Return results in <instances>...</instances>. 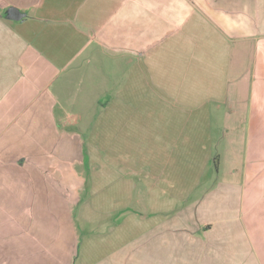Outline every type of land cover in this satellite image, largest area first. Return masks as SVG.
<instances>
[{
	"label": "crops",
	"instance_id": "0c3cea01",
	"mask_svg": "<svg viewBox=\"0 0 264 264\" xmlns=\"http://www.w3.org/2000/svg\"><path fill=\"white\" fill-rule=\"evenodd\" d=\"M0 264H264V0H0Z\"/></svg>",
	"mask_w": 264,
	"mask_h": 264
},
{
	"label": "water",
	"instance_id": "95a60500",
	"mask_svg": "<svg viewBox=\"0 0 264 264\" xmlns=\"http://www.w3.org/2000/svg\"><path fill=\"white\" fill-rule=\"evenodd\" d=\"M5 16L9 19H20L25 16V13L21 12V10L15 6H10L6 11Z\"/></svg>",
	"mask_w": 264,
	"mask_h": 264
},
{
	"label": "rangeland",
	"instance_id": "374dc122",
	"mask_svg": "<svg viewBox=\"0 0 264 264\" xmlns=\"http://www.w3.org/2000/svg\"><path fill=\"white\" fill-rule=\"evenodd\" d=\"M72 89H73L72 90L73 91L72 98L74 99L75 98V96H74L75 95V91H77V88L75 86H73ZM82 98H83V96H80V99H82ZM87 196H88V191L87 190H84L83 197L86 198Z\"/></svg>",
	"mask_w": 264,
	"mask_h": 264
}]
</instances>
